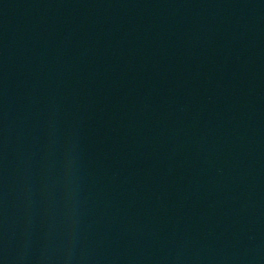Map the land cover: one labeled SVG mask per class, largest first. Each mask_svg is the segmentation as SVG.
<instances>
[{"label":"water","instance_id":"1","mask_svg":"<svg viewBox=\"0 0 264 264\" xmlns=\"http://www.w3.org/2000/svg\"><path fill=\"white\" fill-rule=\"evenodd\" d=\"M0 264H264V0H0Z\"/></svg>","mask_w":264,"mask_h":264}]
</instances>
